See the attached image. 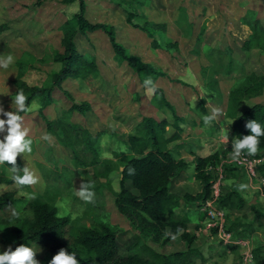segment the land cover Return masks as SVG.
I'll list each match as a JSON object with an SVG mask.
<instances>
[{
	"label": "rangeland",
	"instance_id": "rangeland-1",
	"mask_svg": "<svg viewBox=\"0 0 264 264\" xmlns=\"http://www.w3.org/2000/svg\"><path fill=\"white\" fill-rule=\"evenodd\" d=\"M84 1L86 2L85 16L89 20L112 24L115 28L116 39L130 54L164 73L154 76L143 75L137 73L125 62H117L107 35L102 31L87 32L78 37V50L96 60L99 73L94 77L89 75L85 78H67L64 86L72 92L76 99L91 100L92 109L84 117L83 123L93 131V134L99 131V141L105 137L109 138L108 147L100 148V152L107 151L113 156V152L119 150V145L126 146V134L122 132H133L134 125L141 118V114L146 113V110L139 106L140 102L136 103L135 99L145 95L142 92L145 88L142 79L151 77L155 85L158 84L165 88V96L172 102L177 113L183 114L184 117V120L180 122L183 127L181 138L176 141H180V144L178 147L173 146L175 157L181 155L192 163L194 158H190L194 157L191 154L194 150H196L194 154H205L216 149L224 151L230 144L231 148L229 147L224 152H226L225 155L231 153L233 134L232 123L229 124L232 118L226 113L227 89L232 80H239L250 72L258 75L264 74V48L254 45L249 50H243L236 44L227 48L225 36H217L205 30L203 17L209 16L211 10L215 12L223 10L224 12L227 7H233L236 0H144L143 5L138 6L139 11L151 20L168 21L164 30H154L157 46L147 34L124 20V11L120 5L116 4L117 0ZM241 3L246 9L244 13H247V9L253 14L256 13L260 19L257 27L262 28L264 26V0H242ZM77 9V1L65 4L61 0H41L39 3L36 0H0V56L12 54L15 57V63L8 70L0 69V93L9 91L8 95L0 94V102L3 103L6 111H12L15 108L14 105L12 108V92L15 89L13 79L18 70H21L23 78L28 83L42 84L47 82L50 79V73L59 67L53 55L57 50L62 49L60 25ZM188 23H191L190 27ZM222 34L226 35L230 32L224 30ZM230 57L233 59V68L230 73L232 75L227 76L224 69ZM19 61L21 63H17ZM213 74L216 78L218 77L219 89L223 90L220 95L215 92L212 85L207 83L209 75ZM98 93L104 95L101 100L96 99ZM201 94L203 96L199 97ZM114 96H116L115 106L110 104L114 102ZM194 97L197 99L195 104L193 103ZM104 98H109L110 102ZM125 98V107L120 106L121 100ZM200 100L203 101L205 110L200 107ZM258 100L264 103V85L262 93L246 103L243 102L239 111L245 109L252 101ZM141 101L144 99L141 98ZM33 102L40 106L37 98L31 103ZM103 104L106 105L105 108ZM60 108V101H56L53 106L45 107L43 112L54 116ZM209 109L211 112L208 111ZM213 109H220L221 115L210 125H205L202 117L212 114ZM182 110L186 111L182 112ZM151 112L164 113L170 119L172 118L167 108L161 110L155 107ZM40 113L38 108V111L22 114L24 127L29 129V137L33 140V151L25 156L19 155L16 166L22 170L28 165L30 169L36 171L41 182L32 187H18L15 182L12 185H6V188L15 189V200L0 209V218H8V225H13L18 219L11 217L12 210L19 211L20 217L28 215L30 213L28 194L39 192L45 199L54 202L58 215L69 216L70 221L66 230V235L69 237L72 236V230L78 226L95 225L104 219L111 224H116L122 230L118 232L121 244L129 242L134 229L117 210L113 201V190L118 188V173L115 171L110 175L111 187L105 184L104 177L99 178L103 185L95 191L94 202L86 203L81 200L76 195V191L80 183L85 182L86 173L74 165L71 150L60 144L55 135L46 131ZM0 118L6 119L2 115ZM111 119L115 123L110 124V121L113 122ZM105 130L108 133L114 131L115 135H101ZM227 131L229 141L224 144L222 136ZM44 133L50 134L52 143L41 138ZM5 134L0 133V139H3ZM187 137H189L188 142ZM112 147L117 150H112ZM3 167L11 174L12 165L5 162V164H0L1 170ZM257 167L256 179L258 180L261 172H264V161ZM190 170L191 168H188V171ZM241 170L243 173L242 167ZM19 173L23 174L22 171ZM242 173L239 177H224L220 185L223 190L238 189L245 197L247 204L236 213H244L251 217L249 206L251 204L257 205L264 211V193L255 186L252 187L247 175ZM187 179L186 183L190 191L200 190L201 183L198 179L193 175ZM177 181L183 184V179H177ZM241 185L245 187L241 188ZM180 187L172 186L174 191L179 193L188 191V186ZM196 209V205L182 202L174 208V211L186 214L189 210L196 211ZM206 219L207 214L200 222L198 229L196 228V240L193 242V245L200 247L205 260L195 256L194 262L196 264H237L236 256L239 255L240 258V251L243 247L239 245L237 253L231 248L229 250L224 248L212 234L213 231L209 232V227L205 226ZM188 228L193 230L192 223L188 224ZM176 239L179 241V247L177 245L160 247L158 243L148 238H143L142 242L157 250L168 252L184 248L183 241L179 237ZM247 239L252 250L259 247L261 251L260 256L254 258V264H264V226L258 227ZM170 243L175 242L170 241ZM9 246L15 250L19 244L10 239L0 227V253L7 250ZM29 246L35 248L36 259L43 264L48 253V246L43 243H31ZM124 246L122 245L121 251L127 248Z\"/></svg>",
	"mask_w": 264,
	"mask_h": 264
},
{
	"label": "trees",
	"instance_id": "trees-1",
	"mask_svg": "<svg viewBox=\"0 0 264 264\" xmlns=\"http://www.w3.org/2000/svg\"><path fill=\"white\" fill-rule=\"evenodd\" d=\"M78 2V9L60 25L61 50H57L53 58L60 63L58 69L50 73V79L42 84H30L18 70L13 83L14 97L18 90H23L28 97V103L37 98L40 102L39 113L44 121L48 133L56 136L58 142L68 147L72 153L75 166L86 173V181L94 183V191L103 185L99 181L105 178V184L111 187L110 175L118 173V188L113 190L114 204L117 210L128 220L134 229L129 242L121 244L118 232L122 231L116 224L101 219L95 225H81L72 230V236L66 235L70 218L68 215H58L54 202L45 199L42 193H35L34 199L28 200L30 213L20 217L13 225H8V218H0V227L9 238L20 244L29 246L31 243H43L48 246V253L43 264H49L52 257L64 248L69 253L74 252L80 264H196L194 257L205 260L200 247L193 245L196 240V228L199 223L192 224L193 230L188 228L187 214L175 213L174 208L181 200L187 204L201 206L211 197V184L217 177L216 165L225 155L226 149H216L206 155L194 157V176L201 182V189L196 193L184 192L178 194L172 188V179L187 167V161L182 157H175L169 145L170 142L181 137L180 122L182 117L176 112L173 104L167 99L162 88L157 86L156 94L149 101L148 114H143L133 132L127 135L126 152L114 151L112 159L101 158L99 133L93 134L83 123L85 113L91 108L86 99H76L65 86L64 81L69 77L85 78L96 76L98 67L93 57H87L78 50L77 38L87 32L102 31L114 52V59L125 62L139 74L152 76L164 74L151 64L140 61L130 54L119 41L116 40L112 24L100 21H91L85 16L86 2L84 0H61L62 3ZM41 2V0H36ZM144 0H117L116 4L125 12V19L132 26L143 30L154 45L157 46L154 30L162 26L149 19L138 6ZM139 20L138 22L136 20ZM241 21L251 30L249 36L242 42L241 49L249 50L254 45L264 48V26L258 28L260 21L256 13L247 9L241 16ZM261 24V23H260ZM233 59L230 57L224 73H231ZM145 78L142 79L144 83ZM220 95L221 90L215 75H209L207 81ZM264 74L248 73L245 77L236 80L228 89L226 113L232 118V134L234 139L249 135L250 130L245 127L247 121L256 119L264 127V103L261 100L252 101L239 111L241 104L253 99L262 93ZM60 101V110L49 116L43 108ZM200 107L205 110L203 101ZM170 110L171 119L164 113H152L153 108ZM22 114V113H21ZM259 152L256 156L264 155V136L260 137ZM120 166L122 168L120 169ZM134 168V174L128 169ZM242 173L241 167L235 162L222 163V179L237 176ZM20 174V173H19ZM245 171L243 169V173ZM13 173L0 169V209L15 200V189L12 185ZM88 177V178H87ZM221 183V182H220ZM215 205L225 210V227L234 237H249L258 227L264 226V211L257 205L251 204V217L244 213H236L247 204L245 197L237 188L221 189ZM201 210V209H200ZM199 220L204 218L202 210ZM179 237L184 244L183 249L162 251L142 242L148 238L160 247L170 243L179 247ZM176 239V240H174ZM125 244V246H124ZM122 245L126 248L121 251ZM226 247V245H224ZM232 251L237 245L229 246ZM237 253V251H236ZM254 258L261 254L260 248L253 249ZM237 264H239V255Z\"/></svg>",
	"mask_w": 264,
	"mask_h": 264
},
{
	"label": "clouds",
	"instance_id": "clouds-1",
	"mask_svg": "<svg viewBox=\"0 0 264 264\" xmlns=\"http://www.w3.org/2000/svg\"><path fill=\"white\" fill-rule=\"evenodd\" d=\"M15 63V57L12 54L7 56H0V69L8 70ZM145 94L151 99L156 94L157 86L153 83L151 77L144 80ZM0 94L8 95V92ZM197 99L193 98V103ZM14 110L6 111L3 103L0 102V115L4 118H0V133H6L3 139H0V164L12 165L10 168L13 175L11 179L18 187H32L41 182V178L37 175L34 169H30L27 166L22 170L17 168V158L19 155L31 154L33 151V140L29 137V129L24 127V117L21 113H31L38 111L39 105L35 102L29 104L28 97L23 90H18L15 97L12 98V108ZM221 115L220 109H213L212 114L202 117L205 125H210L213 120ZM233 120L229 121L231 124ZM245 127L250 130L249 135H244L242 138L234 139L232 141L231 159L233 161H239L245 155L255 156L259 152L260 137L264 136V127L256 120L252 119L246 122ZM113 130H115L113 128ZM44 141L52 143V137L48 133H44L41 137ZM222 141L227 144L229 141L228 131L222 136ZM110 141L108 137L101 139L100 146L102 149H106ZM119 151L126 152L127 148L123 144L119 145ZM103 158L112 159V156L104 151L101 153ZM22 171V175L19 172ZM129 174H134L135 169L129 168ZM94 183L92 181H82L79 185V189L76 191V195L86 203L94 202L95 191ZM245 187L241 185V188ZM29 199L35 198V193L28 194ZM20 212L13 209L11 217L13 219H20ZM36 250L31 246L20 244L15 250L11 246L7 250L0 253V264H40V261L36 259ZM49 264H80L77 256L74 252L69 253L64 248H61L57 254H55L49 261Z\"/></svg>",
	"mask_w": 264,
	"mask_h": 264
},
{
	"label": "crops",
	"instance_id": "crops-1",
	"mask_svg": "<svg viewBox=\"0 0 264 264\" xmlns=\"http://www.w3.org/2000/svg\"><path fill=\"white\" fill-rule=\"evenodd\" d=\"M241 1L242 0H236V2H235V5H233V7H227L226 8V10L223 12V10H221L220 12H215V11H213V10H211L210 12H209V16H207V15H205L203 18V22H204V24H205V30H209V32H211V33H214V34H217V36H225V39H226V44H228V47L227 48H229L230 46H233L234 44H236L238 47H241V44H242V42L247 38V36L250 34V32H251V30H250V28H249V26L247 25V24H245V23H243L242 21H241V16L242 15H244L245 13H244V10L246 11V9L244 8V5L241 3ZM143 5V4H142ZM196 15V14H195ZM123 16H124V20H126L125 19V12L123 13ZM185 18H186V14H185ZM184 18V19H185ZM173 20V19H172ZM153 21H156V22H159V23H163L162 24V26H160L159 28H157V29H159V30H164L165 28H166V26H167V22L168 21H164V20H158V19H154ZM166 22V23H165ZM190 24L191 23H188V26L190 27ZM114 27V26H113ZM114 30H115V28H114ZM141 30V29H140ZM224 30H226V31H229L230 32V34H226V35H223L222 34V32L224 31ZM142 32H144L143 30H141ZM104 33V32H103ZM145 33V32H144ZM146 34V33H145ZM80 36V35H79ZM115 36H116V33H115ZM148 36V35H147ZM151 38V37H150ZM78 39V38H77ZM117 40V39H116ZM118 41V40H117ZM224 41V40H223ZM76 42H77V40H76ZM78 47V46H77ZM19 60V59H18ZM57 62V61H56ZM17 63H21L20 61L19 62H17ZM59 63V62H58ZM97 63V62H96ZM122 63V62H121ZM127 64V63H126ZM59 66H60V63H59ZM98 67V66H97ZM59 68V67H58ZM57 68V69H58ZM133 69V68H132ZM17 73V72H16ZM98 73H99V70H98ZM98 75V74H97ZM96 75V76H97ZM158 75H162V74H158ZM232 74H230V73H228L227 74V76H231ZM16 76V75H15ZM90 76H92V75H90ZM94 77V76H93ZM15 78V77H14ZM69 78H74V77H69ZM218 78V77H217ZM67 79H65V81H66ZM64 81V82H65ZM135 81V80H134ZM136 83L138 82V81H135ZM233 80L229 83V88H230V86L233 84ZM64 84V83H63ZM137 85V84H136ZM15 86V85H14ZM156 86H159V87H161L162 89H163V91H164V93H166V91H165V88L163 87V86H160V85H158V84H156ZM228 88V89H229ZM228 89H227V94H228ZM15 90V89H14ZM70 91V90H69ZM144 94H145V88H144V90L142 91ZM223 92V90L221 89V93ZM13 93H14V91L12 92V95H13ZM142 93V94H143ZM102 95V96H101ZM108 96V95H107ZM111 96H113V95H111ZM203 95L201 94L199 97H202ZM104 97V95L103 94H100L99 95V93L97 94V96H96V99L97 100H101L102 98ZM167 97V96H166ZM13 98H14V95H13ZM141 98L142 99H144V101H141ZM107 102H110V100H109V98H104ZM114 102H112V103H110V104H114V106H115V99H116V96H114ZM34 100V99H33ZM32 100V101H33ZM86 100H88L89 102L91 101V100H89V99H86ZM120 100V99H119ZM136 100V103H137V101L138 102H140V104H139V106H141L142 107V109H145L146 110V113L145 114H148V111H149V109H150V103H149V101H150V99L146 96V94L143 96V97H138L137 99H135ZM31 101V102H32ZM126 98H125V100L123 99V101L121 100V105L120 106H124L125 107V105H126ZM172 103V102H171ZM31 104V103H30ZM90 104H91V108L89 109V110H87L86 111V113H85V116H87V114H88V112L92 109V103L90 102ZM135 104V103H134ZM49 106H53V105H49ZM103 106H104V108H105V106L106 105H104L103 104ZM138 106V107H139ZM174 106V105H173ZM48 107V106H47ZM175 108V107H174ZM44 109V108H43ZM124 109V108H123ZM176 110V109H175ZM186 110H182V112H185ZM209 112H211V110L209 109L208 110ZM176 112H177V110H176ZM45 113V112H44ZM180 113V112H179ZM23 114V113H22ZM21 114V115H22ZM48 115V114H47ZM143 114H141V116H142ZM181 117H182V121L184 120V117H183V114H179ZM50 116V115H49ZM186 119V118H185ZM111 120H113V119H111ZM136 120H137V117H136ZM140 120V119H139ZM138 120V121H139ZM138 121L135 123V125H134V129H135V126H136V124L138 123ZM113 123H115V121L113 120V122L112 121H110V124H113ZM87 125H88V127H89V123L87 122ZM110 126H113L114 127V125H110ZM180 126H181V128H183L182 127V125L180 124ZM89 129V128H88ZM90 130V129H89ZM92 133H93V131L92 130H90ZM123 131V130H122ZM132 132V131H131ZM131 132H128V133H124V132H122V134H126V139H127V135L129 134V133H131ZM95 133H99V131H96V132H94V134ZM105 134H109V136H113V135H115V132L114 131H112V132H110V133H108L106 130L104 131V132H102L101 133V135H105ZM121 134V135H122ZM99 135H100V133H99ZM181 138V137H180ZM179 139V138H178ZM177 139V140H178ZM177 140H174V141H172V142H170L169 143V145H170V147H171V149H172V153H173V146H176L177 145V147L179 146V142H176ZM188 140H189V137H187V142H188ZM176 142V143H175ZM125 143H127V142H125ZM99 144H100V141H99ZM173 144V145H172ZM112 150H117V148H113L112 147ZM119 151V150H118ZM194 152H196V150H194ZM194 152L192 153L191 152V154L195 157L196 155H206V154H208V153H210V152H207V153H205V154H200V153H196V154H194ZM174 155V154H173ZM113 157V156H112ZM180 157H182L183 158V156H181L180 155ZM194 157H191L190 159H193ZM185 161H187V167L183 170V171H181L180 172V174L179 175H177V176H175L173 179H172V182H171V184H172V186L173 187H175V186H177V188L178 187H184V188H186L187 186H188V191H184V192H190V193H192V194H194V193H196L197 191H190L189 190V185H188V183H186L187 182V177H189L190 178V176L191 175H193V177H195L194 176V169H193V167H194V159H193V162L192 163H190V161L188 160V159H186V158H183ZM189 165H192V166H189ZM121 167L122 166H120V169H121ZM188 168H191V170L190 171H188ZM2 169H4V167L2 168ZM5 170H6V168H5ZM177 179H183V184L181 183V181H177ZM197 179V178H196ZM199 180V179H198ZM200 181V180H199ZM201 183V182H200ZM174 184H175V186H174ZM180 187V188H181ZM200 189H201V187H200ZM174 190V189H173ZM180 190V189H179ZM200 191V190H199ZM176 192V191H175ZM183 192V193H184ZM178 194H183V193H179V192H177ZM182 200H181V203L180 204H182ZM184 203V202H183ZM179 204V205H180ZM185 204H187V203H185ZM192 206V205H191ZM196 211L195 210H189L188 211V213H186L187 214V216H188V218H189V223H192V224H194V223H199L200 224V222L201 221H203V219L204 218H202V219H200L199 220V217L201 216V211H202V209H201V206H196ZM201 209V210H200ZM192 211H194L195 213H190L189 214V212H192ZM175 240V239H174ZM218 241V240H217ZM218 242H220V241H218ZM218 244H220V243H218ZM172 245H175V244H171V243H169V244H167L166 246L168 247V246H172ZM223 245V244H222ZM223 247H224V245H223ZM225 248V247H224ZM226 248H228V250H229V246H227L226 245Z\"/></svg>",
	"mask_w": 264,
	"mask_h": 264
},
{
	"label": "built area",
	"instance_id": "built-area-1",
	"mask_svg": "<svg viewBox=\"0 0 264 264\" xmlns=\"http://www.w3.org/2000/svg\"><path fill=\"white\" fill-rule=\"evenodd\" d=\"M264 161V155L260 156H247L245 155L239 161H233L231 159V153L224 155L219 164L216 165L217 177L211 184V197L207 198L201 205V209L207 214L205 226L209 227V232L213 231V235L223 245H241L243 248L240 251L239 264H254L253 250L249 245L247 237H234L228 229L225 227V210L217 207L215 201L220 193V182L222 179V163L223 162H235L241 166L245 174L248 177V182L252 187H256L259 191L264 193V172L256 179L258 164ZM258 181V182H256ZM256 184V185H255Z\"/></svg>",
	"mask_w": 264,
	"mask_h": 264
},
{
	"label": "water",
	"instance_id": "water-1",
	"mask_svg": "<svg viewBox=\"0 0 264 264\" xmlns=\"http://www.w3.org/2000/svg\"><path fill=\"white\" fill-rule=\"evenodd\" d=\"M122 168V167H121Z\"/></svg>",
	"mask_w": 264,
	"mask_h": 264
}]
</instances>
